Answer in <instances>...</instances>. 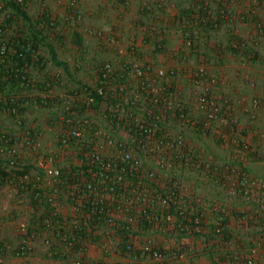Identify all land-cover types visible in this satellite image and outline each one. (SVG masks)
Here are the masks:
<instances>
[{
	"label": "built area",
	"instance_id": "2783aa9c",
	"mask_svg": "<svg viewBox=\"0 0 264 264\" xmlns=\"http://www.w3.org/2000/svg\"><path fill=\"white\" fill-rule=\"evenodd\" d=\"M55 3L68 9L64 18L48 0H0V264L39 254L61 264H255L256 248L245 258L229 250L228 223L249 218L244 205L264 206V180L247 168L264 150L220 105L207 66L191 63L196 17L182 22L165 64L84 28L114 58L89 68L77 54L64 88L47 43L58 53L86 12L79 0ZM13 4L36 19L47 14L53 38L38 47L19 39L23 22L18 33L5 24ZM244 52L253 55L249 45ZM222 142L226 160L212 146Z\"/></svg>",
	"mask_w": 264,
	"mask_h": 264
},
{
	"label": "crops",
	"instance_id": "0c3cea01",
	"mask_svg": "<svg viewBox=\"0 0 264 264\" xmlns=\"http://www.w3.org/2000/svg\"><path fill=\"white\" fill-rule=\"evenodd\" d=\"M79 1L86 17L77 22L69 38L71 42L60 47L57 55L71 67L77 54L89 68L92 63L114 58L110 49L85 33L87 27L116 35L126 52L134 43L133 50L138 56H151L157 64L168 63L169 56L175 54L172 50L179 49L182 42L179 27L185 19L195 16L200 35L191 63L198 61L207 66L220 105L234 115L242 136L264 150V0H111V6H106L104 0ZM48 2L60 18L68 13V9L57 5L55 0ZM158 42L163 43L165 52L156 51L154 46ZM247 45L253 55L245 54ZM51 67L54 72L61 68L54 63ZM89 74L87 67L86 75ZM62 80L64 88L72 87L67 73ZM255 98L259 100L257 106L251 102ZM39 114L43 129L49 128L47 111L41 110ZM48 134L51 133L45 131V139L50 142ZM212 146L222 160L228 159L226 143ZM247 168L264 180V160H250ZM242 214L249 218L243 220L236 216L228 223L232 238L229 250L239 258H245L251 248H256L255 264H264V206L244 205ZM89 251L94 256L96 249ZM25 264L61 263L39 254ZM221 264H227V261Z\"/></svg>",
	"mask_w": 264,
	"mask_h": 264
},
{
	"label": "trees",
	"instance_id": "16d2710c",
	"mask_svg": "<svg viewBox=\"0 0 264 264\" xmlns=\"http://www.w3.org/2000/svg\"><path fill=\"white\" fill-rule=\"evenodd\" d=\"M13 7L16 9V11H15L16 13L13 16L8 17L5 20V24H7V25L14 24L16 26L15 30L17 29L16 33H18V31H19L18 28H19L20 22H23V24H24L23 26H25L24 31L26 30L27 34H25L24 37H20L19 39H27V41L33 42V44L38 47L42 40H51L53 38L50 36L52 34L55 35V33L52 32L51 30H49L45 24L50 20L49 16L47 14H44L42 16V18H40V19H36V18L29 16L26 13V11H24L22 8L15 6L14 4H13ZM37 23L41 24L42 26H39L37 28V26H36ZM48 24H50V22ZM15 30H14V32H15ZM23 32H21V33H23ZM56 36H57V39L59 38L61 41H64L63 35L56 34ZM74 38H75L74 40H77L76 37H74ZM47 46H48V50H49L50 55H51L52 63H54L56 66L61 67L65 71V73H67L69 75V69H68V66L66 65L67 63L64 64L65 62H62L58 59L57 49L54 47V45H52L51 43L48 42ZM25 62L30 63V56L29 55L26 57ZM22 63H23V61L21 60L20 65ZM14 81H17V79L13 75L12 79L8 82H14ZM59 258L60 257H54L53 260H58Z\"/></svg>",
	"mask_w": 264,
	"mask_h": 264
},
{
	"label": "rangeland",
	"instance_id": "374dc122",
	"mask_svg": "<svg viewBox=\"0 0 264 264\" xmlns=\"http://www.w3.org/2000/svg\"><path fill=\"white\" fill-rule=\"evenodd\" d=\"M50 139H51V138H50ZM13 230H14V229H13ZM13 230H11V232L9 233V238L11 237V234H12ZM13 264H22V263L19 262V261L13 260Z\"/></svg>",
	"mask_w": 264,
	"mask_h": 264
}]
</instances>
